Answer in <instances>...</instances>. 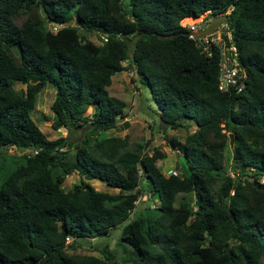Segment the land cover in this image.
<instances>
[{
	"label": "trees",
	"instance_id": "trees-1",
	"mask_svg": "<svg viewBox=\"0 0 264 264\" xmlns=\"http://www.w3.org/2000/svg\"><path fill=\"white\" fill-rule=\"evenodd\" d=\"M203 11L228 16L246 72L238 91L218 89V52L208 55L179 22ZM123 61L148 85L163 126L194 121L182 143L168 139L181 148L179 173L159 168L164 154L147 152V140L102 134L124 105L106 88ZM29 75L34 83L13 87ZM45 82L50 126L83 128L78 140L48 138L32 119ZM10 146L37 151L0 158V264H113L106 245L101 255L67 253L65 237L105 234L126 219L118 241L130 264H263L264 0H0V148ZM71 172L78 179L64 188ZM141 177L158 204L129 218Z\"/></svg>",
	"mask_w": 264,
	"mask_h": 264
},
{
	"label": "rangeland",
	"instance_id": "rangeland-1",
	"mask_svg": "<svg viewBox=\"0 0 264 264\" xmlns=\"http://www.w3.org/2000/svg\"><path fill=\"white\" fill-rule=\"evenodd\" d=\"M203 11L198 17H193L189 20L197 21L200 15L204 14ZM21 17H16L15 21L20 22ZM72 21V20H71ZM188 19H182L180 22H187ZM48 26L49 23H46ZM88 38L94 42L100 41V37L96 31L86 33ZM132 48V41L127 44V52L129 53ZM125 68L113 73L111 75L110 84L106 87L109 94L119 97L124 100V105L121 114L118 116L114 127L106 129L102 132L104 135H126L127 139L132 146L139 141H148L145 148L150 152L152 148H157L163 152V156L156 160V164L164 173H171L174 170L179 173L181 170L180 164L183 163L181 148L176 144H170L168 139L174 137L176 141L182 143L186 133L192 131L195 123L192 119H183L182 124L176 128L163 126L159 121L156 111L158 107L150 95V90L147 84L140 80L139 74L136 73L133 66H128L126 61H123ZM36 81L35 75H29L24 83L15 82L13 87L16 89H24ZM54 87L49 83H43L37 92L35 105L31 111V117L39 127V129L48 138H54L59 135L68 134L70 139L78 140L83 134L84 129L76 131H67L63 125L57 128H52L50 122L52 119V111L49 104L53 98ZM92 106H88L84 111L85 114H91ZM127 123V126L124 123ZM23 148L7 147L0 148V158L6 163H9L12 158L18 155ZM226 155V151H225ZM228 155V154H227ZM231 162L230 156H227V162L224 165L225 172L230 171ZM78 179L76 172H71L65 175L62 183L64 188L71 186V184ZM96 189L112 191L114 188L107 186L99 179H89ZM191 203H195L196 198L192 195L188 196ZM158 204V199L155 194L148 190L147 182L141 177L139 182V193L135 200L134 207L130 210L129 218L138 214H151ZM127 221L113 225L107 233L97 236H87L76 238L72 241L69 240V245L65 247L67 253L75 254H93L101 255L99 249L106 245L113 252V264H130L131 255L119 243L120 229ZM264 264V259H263Z\"/></svg>",
	"mask_w": 264,
	"mask_h": 264
},
{
	"label": "built area",
	"instance_id": "built-area-1",
	"mask_svg": "<svg viewBox=\"0 0 264 264\" xmlns=\"http://www.w3.org/2000/svg\"><path fill=\"white\" fill-rule=\"evenodd\" d=\"M205 13L200 15L197 21L180 22L182 26L187 28V36L195 39V42L208 54L216 50L219 55L218 59V78L217 87L220 91H238L244 86L246 72L239 63L238 50L236 45L232 42L229 28L226 22L220 23L213 31L197 37L190 30L198 27H203L209 21L211 15ZM61 24L50 22L48 27L55 30ZM102 41L106 40L105 35H100ZM37 149L23 148L20 153L34 154ZM175 174L176 171H170ZM70 236L65 237V244L69 243Z\"/></svg>",
	"mask_w": 264,
	"mask_h": 264
},
{
	"label": "water",
	"instance_id": "water-1",
	"mask_svg": "<svg viewBox=\"0 0 264 264\" xmlns=\"http://www.w3.org/2000/svg\"><path fill=\"white\" fill-rule=\"evenodd\" d=\"M72 20V19H71ZM228 20V16L226 13L213 15L210 17L209 21L203 27H198L193 30H190L197 37H202L203 35L213 31L220 23L226 22ZM229 141H231V135H229ZM196 197V194H194ZM195 204H198V200H195ZM231 242V239H230Z\"/></svg>",
	"mask_w": 264,
	"mask_h": 264
},
{
	"label": "bare ground",
	"instance_id": "bare-ground-1",
	"mask_svg": "<svg viewBox=\"0 0 264 264\" xmlns=\"http://www.w3.org/2000/svg\"><path fill=\"white\" fill-rule=\"evenodd\" d=\"M191 18H193V17H185V18H183V19H191Z\"/></svg>",
	"mask_w": 264,
	"mask_h": 264
},
{
	"label": "crops",
	"instance_id": "crops-1",
	"mask_svg": "<svg viewBox=\"0 0 264 264\" xmlns=\"http://www.w3.org/2000/svg\"><path fill=\"white\" fill-rule=\"evenodd\" d=\"M184 17H187V16H183L182 18H184ZM188 17H197V16H188ZM182 18H181V19H182Z\"/></svg>",
	"mask_w": 264,
	"mask_h": 264
}]
</instances>
